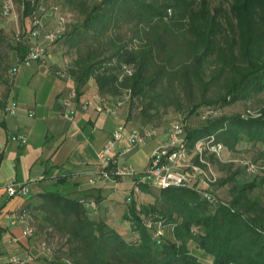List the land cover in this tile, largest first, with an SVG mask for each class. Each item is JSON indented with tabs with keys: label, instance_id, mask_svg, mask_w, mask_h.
Listing matches in <instances>:
<instances>
[{
	"label": "trees",
	"instance_id": "trees-1",
	"mask_svg": "<svg viewBox=\"0 0 264 264\" xmlns=\"http://www.w3.org/2000/svg\"><path fill=\"white\" fill-rule=\"evenodd\" d=\"M39 1H21L26 21L38 9ZM230 7L236 26L228 22L224 27L219 21L224 11L218 8L212 13L208 0H100L82 10V22H75L59 41L65 39L66 44L78 48L88 44L90 38L98 43L107 31L131 21L145 23V27L160 22L166 33L171 24L180 28L185 24L193 36L188 43L192 65L180 73L181 83L193 81L207 93L211 83L225 80L222 96L204 98L195 105L191 114H201V108L236 106L264 96V0H232ZM153 37L140 50L120 47L115 53L119 65L111 68L105 67L97 49L90 48L92 44L84 53L80 47L68 75L75 76L78 95L94 78L104 95L113 96L122 89L131 90L132 101L147 98L148 92L168 75L173 56L166 53L168 36L156 33ZM5 40L0 32L3 70L9 67V63H2L1 45ZM27 43L26 39L19 41L12 50L26 51ZM126 66L134 69L131 76H123ZM154 109L149 103L143 115L151 120ZM189 127L190 145L215 135L235 153L243 141L264 147V107L256 117L223 116L197 129ZM261 154L264 158V152ZM237 177L233 174L218 184H233L230 199L224 200L229 207L213 206L193 190H166L145 183L140 194L133 191L123 216L131 224V241L107 222L91 217L88 206L95 203L92 195L73 199L55 190L47 191L38 209L46 215L44 222L50 229L67 239L68 251L53 261L43 258L27 264H207L192 253V243L210 256L213 264H264V201L254 196L264 185V178L240 185ZM142 194L152 196L155 203L139 205ZM46 243L50 244V239L46 238Z\"/></svg>",
	"mask_w": 264,
	"mask_h": 264
},
{
	"label": "crops",
	"instance_id": "crops-1",
	"mask_svg": "<svg viewBox=\"0 0 264 264\" xmlns=\"http://www.w3.org/2000/svg\"><path fill=\"white\" fill-rule=\"evenodd\" d=\"M27 54V50L18 52L14 49L10 57L11 67L7 70L0 68V264H8L13 256L29 257L31 262L42 257L48 259L40 240L41 230L47 225L44 222L46 215L38 209L41 196L47 191L55 190L73 199L92 195L90 198L96 203V208H89L91 217L107 222L117 231L112 225L113 220H123L129 209L128 203L125 206L121 204L119 189L123 184L134 183L132 179H122L117 183L98 180L100 165L97 158L120 125L130 130H141L147 126L137 128L133 122H128V104L113 116L99 115L96 108L101 101L112 105L119 98L111 100L110 96L100 93L96 83L94 86L91 82L79 92L78 100L72 105L73 119H67L64 104L77 86L72 84L69 76L56 74V70L62 69L61 62L56 63L53 58L51 64L48 61L32 62L25 71L28 85L16 84L19 71L14 78L9 77V71L15 69ZM16 103L17 115L11 116L6 109ZM21 137H25L28 143H22ZM166 139L167 135L162 137L159 134L157 139L126 157L124 163L133 164L138 172H143L150 156ZM144 154L146 164L138 159ZM93 180L97 181L92 183ZM11 182L28 185L29 196H9L6 187ZM22 211L29 215V227L37 228L33 240L22 237L27 224L15 226L11 223L10 217ZM123 221L118 226H122L124 231L120 234L133 237L131 224Z\"/></svg>",
	"mask_w": 264,
	"mask_h": 264
},
{
	"label": "rangeland",
	"instance_id": "rangeland-1",
	"mask_svg": "<svg viewBox=\"0 0 264 264\" xmlns=\"http://www.w3.org/2000/svg\"><path fill=\"white\" fill-rule=\"evenodd\" d=\"M6 0H0V28L1 33L5 36L6 40L1 45L2 51V63L5 65L9 63V67H11V54L14 52L12 50L14 46L20 41L25 42L27 40L30 28V22L26 21L23 18V3L22 0H11L13 3V10L11 15H5L3 13V5ZM24 1V0H23ZM100 0H40L39 7H43L45 10H50V8L54 7V5H59L60 9L63 13H65V17L68 21V32L74 27L73 24L77 21L82 22L84 16L82 15V10L85 7L95 6ZM194 1V0H193ZM199 3V0H196ZM209 6L211 7V12L215 13L216 9H221L222 12L221 17H219V21H222L221 24L224 27L228 26V22H232L234 26H236V21L232 18L230 13V6L232 0H208ZM42 12H45L44 10ZM52 13L48 12L47 18L49 21V25L53 28L54 26V16ZM159 33L161 35L168 36V43L166 50L168 54H173L172 61L170 65H168L169 73L165 76L164 80L160 83L154 91L148 92V97L135 98V101L128 102L129 114L126 116L128 122H133L137 128L143 127V125H150L155 128L158 132V135H162V137H166L167 133L170 131V128L175 124H181L186 122L193 129H197L198 127L208 123L203 120L201 115L197 112L194 115L191 113L194 110L195 105L199 103L204 98L206 100H215L219 96L223 95L222 85H224L225 80L220 79L219 81L211 83V87L209 92L203 91L202 88L199 87L198 84L193 81L188 84H182L181 82V74L184 71L185 66L192 65L189 58L188 53V43L189 40L193 37L191 36L189 30H187L186 25L184 27H178L177 25H170V31L165 32V27L162 23L156 21L152 25H147L145 27V23H135V21H131L123 24V26L118 28H113L107 33L104 34L102 40L98 43H95L93 39L88 40V44L84 43L81 47L82 53L86 52L91 45L90 48L97 49V53L99 59L105 61V67L111 68L112 66H118L119 61L115 56L116 51L120 47H130L136 50H140L144 44L151 42L154 38L153 36ZM225 38V37H224ZM164 39V38H163ZM65 40V39H64ZM62 40L53 45L52 48L49 49V53L52 54L48 59V63H52L54 59L56 63L62 64L61 68H66L67 73L75 66V60L77 58L79 48L74 46L71 47L68 43ZM165 40V39H164ZM28 51V48H27ZM27 56V55H26ZM164 57V56H162ZM26 58V57H24ZM53 58V59H52ZM64 58H67L69 63L64 61ZM163 61V59H162ZM30 66V65H29ZM213 65L212 67H214ZM16 70L19 71L20 77L16 84H26L27 79L25 78V71H28V66L25 64H16ZM60 70V69H59ZM56 70V74L57 71ZM11 76L10 73L8 74ZM8 77V78H9ZM12 78V76H11ZM14 78V77H13ZM10 79V78H9ZM72 84H76L75 76L71 75L70 78ZM209 80V79H207ZM91 82V83H90ZM97 81L94 78H91L87 84H94L96 86ZM63 84V83H62ZM193 84V85H191ZM77 88V87H76ZM128 90H120L119 93L110 96L111 100L114 98H124L126 96V92ZM108 99V98H107ZM108 99V100H110ZM264 96H258L253 98L250 102H241L238 105L228 106L225 108H221L219 106H213L212 108H201L199 111L203 112L205 109H214L211 113L209 119L213 118H221L223 116H248V117H256L258 116L261 109L264 107ZM149 103H153V107H155L154 111L150 112V118L143 115V110ZM159 112V113H158ZM149 143V142H148ZM147 144V143H146ZM264 152V147L262 145H253L248 142L243 141L239 147V152H229L226 154V164H219L216 168V173L220 177V181L228 180L233 174H237V182L242 185L247 182L256 181V179L264 178V158L262 154ZM145 154L138 157L139 161L145 163ZM241 161L244 162H254L258 164L260 168H262L261 172L257 174H250L245 171L244 165L240 164ZM240 162V163H239ZM143 164V165H144ZM147 184L153 185L155 181L150 179ZM219 184V183H218ZM232 183H228L225 186L218 185V194L223 200H229L230 195H232ZM133 190V184L130 183L121 185L119 189V200L123 206L128 203V200L131 199ZM255 197H260L262 201H264V185L262 188H259L255 192ZM155 203L152 196L147 194H142L141 198L138 199L139 205H145L148 203ZM124 220V219H123ZM123 220H113L112 225L116 226L117 231L119 233H124L122 223ZM37 228H35L36 230ZM41 241L46 242V238L50 239L51 243L47 244L49 250L46 252L48 256V260H54L55 258L64 257V254L67 253L66 242L67 239L57 235L48 225H46L45 229L41 230L40 233ZM129 241L132 240V236H127ZM36 238V236H35ZM34 238V239H35ZM33 240V239H32ZM36 245V244H35ZM192 253L200 259L202 262L207 264H213L214 260L206 255L204 252L200 251L196 245L191 244ZM42 257L41 259H43ZM6 264V263H5Z\"/></svg>",
	"mask_w": 264,
	"mask_h": 264
},
{
	"label": "built area",
	"instance_id": "built-area-1",
	"mask_svg": "<svg viewBox=\"0 0 264 264\" xmlns=\"http://www.w3.org/2000/svg\"><path fill=\"white\" fill-rule=\"evenodd\" d=\"M13 3L11 0H6L3 5V13L11 15ZM45 12H42V11ZM48 12L54 16L53 28L49 25L47 18ZM30 28L27 37L28 54L26 58L19 61L18 64L29 66L32 62L47 63L52 56L49 49L53 47L59 40L65 37L68 33V21L60 9L59 5H54L50 10H45L43 7H38L29 19ZM64 61L69 63L67 58ZM134 72L132 66H126L123 70V76H131ZM10 75L15 77L17 70L9 71ZM57 74L68 76L66 68L57 71ZM77 89V88H76ZM73 89L69 95L70 98L64 104L66 110V118L72 120L75 112L72 110V105L78 100L77 90ZM124 98L120 97L114 104L110 105L107 101H101L97 106V113L100 115L113 116L120 110H124L128 102L133 100L131 90H128ZM90 104L86 105L85 109ZM214 109L204 110L201 113L203 120L209 122L211 113ZM6 112L11 116L17 115V103L7 107ZM189 125L184 122L175 124L167 133L166 142H163L153 156H150L148 166L143 172H138V169L133 164L124 163L126 157L140 150L146 143L157 139L158 132L151 126H146L141 130H130L127 126L120 125L112 134L111 140L102 148L98 155V163L100 171L97 179H106L112 183L118 181L133 180V191L135 194L141 193V186L147 183L150 179L155 181L154 187L170 190L180 188V190H193L199 195H202L211 205H223L229 207L230 204L224 201L218 194V183L220 177L216 173V168L219 164H226V154L229 149L224 146L217 136L204 138L199 140L194 145L189 143V134L187 132ZM22 143L27 144L25 137H21ZM240 163V162H239ZM245 171L250 174L261 172L262 168L254 162L241 161ZM264 170V168L262 169ZM97 180H93L95 183ZM9 196L17 198L20 196H29V187L24 183L11 182L6 187ZM88 207L96 208L95 203H91ZM28 213L22 211L14 213L11 217V223L15 226L19 224H27V228L23 230L22 237L32 240L36 236V232L28 225ZM163 235V232H160ZM41 247L46 252L49 250L46 242L41 244ZM31 262L29 257L13 256L9 259V264H27Z\"/></svg>",
	"mask_w": 264,
	"mask_h": 264
},
{
	"label": "water",
	"instance_id": "water-1",
	"mask_svg": "<svg viewBox=\"0 0 264 264\" xmlns=\"http://www.w3.org/2000/svg\"><path fill=\"white\" fill-rule=\"evenodd\" d=\"M58 108H60V106H58Z\"/></svg>",
	"mask_w": 264,
	"mask_h": 264
}]
</instances>
